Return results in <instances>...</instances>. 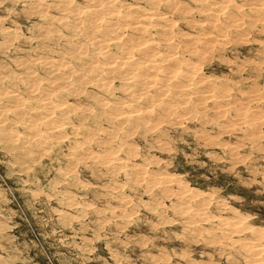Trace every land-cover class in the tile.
<instances>
[{
    "label": "rangeland",
    "instance_id": "rangeland-1",
    "mask_svg": "<svg viewBox=\"0 0 264 264\" xmlns=\"http://www.w3.org/2000/svg\"><path fill=\"white\" fill-rule=\"evenodd\" d=\"M263 40L264 0H0V264H264Z\"/></svg>",
    "mask_w": 264,
    "mask_h": 264
},
{
    "label": "bare ground",
    "instance_id": "bare-ground-1",
    "mask_svg": "<svg viewBox=\"0 0 264 264\" xmlns=\"http://www.w3.org/2000/svg\"><path fill=\"white\" fill-rule=\"evenodd\" d=\"M215 1V0H214ZM207 2V1H206ZM97 3V2H96ZM127 3V2H126ZM154 3V2H153ZM166 3V2H165ZM170 4V3H169ZM218 5H222L221 4V2L218 4V3H213L212 5H210L208 8H207V10H210V9H214V8H216ZM256 5V4H255ZM224 6V5H223ZM70 7H71V5H70ZM110 7V6H109ZM205 7V6H204ZM112 8V7H111ZM137 8H140V6L139 7H137ZM170 8V7H169ZM221 8V7H220ZM225 8V7H224ZM223 8V9H224ZM114 9V8H113ZM227 9V8H226ZM251 9V8H250ZM259 9H260V7H259ZM78 10V9H77ZM220 10V9H219ZM122 11V10H121ZM153 11V10H152ZM200 11V10H199ZM213 11V10H212ZM249 11V10H248ZM118 12V11H117ZM150 12V11H149ZM154 12V11H153ZM145 13V12H144ZM147 13V12H146ZM156 14H158L157 12H155ZM160 13V12H159ZM163 13V12H162ZM161 13V14H162ZM212 13V12H211ZM251 14V13H250ZM151 15H152V13H151ZM154 15V14H153ZM216 15V14H215ZM135 16V15H134ZM162 16V15H161ZM160 16V17H161ZM213 16V15H212ZM145 17V16H144ZM148 17H149V15H148ZM155 17V16H154ZM211 17V16H210ZM208 18V17H207ZM206 18V19H207ZM212 18V17H211ZM245 18V17H244ZM250 18V17H249ZM154 19H156V18H154ZM163 19H165V18H163ZM167 19V18H166ZM208 21H209V19H207ZM206 20V21H207ZM131 21H133V20H131ZM137 21V20H136ZM196 21V20H195ZM198 21V20H197ZM109 22H111L110 20H109ZM135 22V21H134ZM165 22V21H164ZM167 22V21H166ZM237 22V21H236ZM136 23V22H135ZM140 23V22H139ZM139 23H137V24H139ZM205 23V22H204ZM210 23V22H209ZM131 24V23H130ZM141 25V24H140ZM198 26V25H197ZM203 26H205V24L203 25ZM209 26V25H208ZM207 27V26H206ZM210 27V26H209ZM250 28V27H249ZM208 29V28H207ZM205 30V29H204ZM217 30V29H216ZM213 30H211L210 32H204V33H208V36H207V38L208 39H210V38H212V35L214 36H216V39L218 40V41H222V40H224L223 39V37L225 36L224 34H223V31H222V29L220 30V29H218L217 31H215L216 33H213L212 32ZM236 33V32H235ZM116 35V34H115ZM106 36V35H105ZM227 36V35H226ZM104 37V36H103ZM205 39H206V37H204ZM100 39V38H99ZM208 39H207V41H208ZM264 41V40H263ZM262 43V42H261ZM95 44V43H94ZM203 44V43H202ZM115 45V44H114ZM206 45V44H205ZM93 46V45H92ZM123 46V45H122ZM129 46V45H128ZM217 46H218V43H217ZM254 47V46H253ZM166 48V47H165ZM197 48V47H196ZM183 50V49H182ZM185 50H187V49H185ZM71 51V50H70ZM141 51V50H140ZM154 51V50H153ZM200 51V50H199ZM159 52V51H158ZM157 52V53H158ZM224 52V51H223ZM156 53V52H155ZM175 54V53H174ZM153 55V54H152ZM172 55V54H171ZM118 56V55H117ZM175 56V55H174ZM206 56V55H205ZM107 57V56H106ZM109 57V56H108ZM171 58H173V57H171ZM177 58V57H176ZM145 59V58H144ZM109 60V59H108ZM111 60V59H110ZM147 60V59H146ZM142 61V63L144 62L143 60H141ZM159 61V60H158ZM175 61H176V59H175ZM109 62V61H108ZM115 62V61H114ZM158 63V62H157ZM185 63H187L186 61H185ZM188 65V64H187ZM200 65V64H199ZM165 66V65H164ZM169 66V65H168ZM83 67H85V66H83ZM96 67V66H95ZM160 67V66H159ZM186 67V66H185ZM187 68V67H186ZM143 69V68H142ZM177 69V68H176ZM194 69V68H193ZM196 69V68H195ZM110 70V69H109ZM130 70V69H129ZM153 70V69H152ZM211 71V70H210ZM96 72V71H95ZM184 72V71H183ZM186 72V71H185ZM201 72V71H200ZM106 73V72H105ZM165 73V72H164ZM78 74V73H77ZM80 74V73H79ZM98 74V73H97ZM167 74V73H166ZM183 75H185V74H183ZM75 76H77V75H75ZM186 76V75H185ZM189 77V76H188ZM209 80H214L213 78H209L208 76H206ZM99 78V77H98ZM124 79V78H123ZM156 80H158V79H156ZM160 80L161 79H159V82H160ZM185 80V79H184ZM224 81V80H223ZM183 82V81H182ZM55 83V82H54ZM186 83V82H185ZM188 84V83H187ZM178 86V85H177ZM179 86H182V87H185L186 86V84L184 85L183 83H180V85ZM167 88V87H166ZM51 89V88H50ZM185 89V88H184ZM186 90H188V88H186ZM216 90V89H215ZM180 91H182V90H180ZM194 91V90H193ZM207 92V91H206ZM172 94V93H171ZM185 94V93H184ZM207 94V93H206ZM205 95V94H204ZM246 95V94H245ZM8 96H10V95H8ZM208 96V95H207ZM186 97V96H185ZM197 97V96H196ZM154 99V98H153ZM199 99V98H198ZM125 103V102H124ZM14 104V103H13ZM156 104V103H155ZM161 104V103H160ZM195 108V107H194ZM152 110V109H151ZM16 111V110H15ZM18 111V110H17ZM249 111V110H248ZM46 112V111H45ZM164 112V111H163ZM165 113V112H164ZM167 114V113H166ZM188 117V116H187ZM203 117V116H202ZM181 119V118H180ZM206 119V118H205ZM204 120V119H203ZM226 120V119H225ZM150 121V120H149ZM116 122V121H115ZM155 122V121H154ZM234 122V121H233ZM66 123V122H65ZM118 123V122H117ZM166 123V122H165ZM121 125V124H120ZM251 126V125H250ZM222 127V126H221ZM256 128V127H255ZM218 129V128H217ZM224 129V128H223ZM254 129V128H253ZM65 130V129H64ZM160 130V129H159ZM162 131V130H161ZM213 131V130H212ZM220 131V130H219ZM255 131V130H254ZM243 132V131H242ZM246 132V131H245ZM82 134V133H81ZM199 134V133H198ZM105 135V134H104ZM64 136V135H63ZM197 136V135H196ZM58 137V136H57ZM122 138V137H121ZM99 139V138H98ZM39 140V139H38ZM166 140H167V138H166ZM88 141V140H87ZM99 141V140H98ZM222 142V141H221ZM209 143V142H208ZM220 144V143H219ZM210 145V144H209ZM259 147V146H258ZM162 149V148H161ZM83 151V150H82ZM226 151V150H225ZM87 152V151H86ZM134 153V152H133ZM78 154V153H77ZM80 158V157H79ZM105 160V159H104ZM129 160V159H128ZM130 162V161H129ZM147 164V163H146ZM122 165V164H121ZM147 166V165H146ZM116 167V166H115ZM136 171V170H135ZM149 174V173H148ZM111 175V174H110ZM164 175V174H163ZM125 176V175H124ZM167 177H168V175H166ZM130 177V176H129ZM172 178L174 177V176H171ZM164 179V178H163ZM166 179H168V178H165L164 180L165 181H167ZM178 179V178H177ZM130 180V179H129ZM170 181L172 180V179H169ZM173 180H175L174 178H173ZM157 181V180H156ZM175 181H177V180H175ZM174 181V182H175ZM188 182V181H187ZM122 186V185H121ZM135 187V186H134ZM157 188V187H156ZM183 192V191H182ZM119 193V192H118ZM154 193V192H153ZM170 193V192H169ZM121 194V193H120ZM193 194V193H192ZM191 194V195H192ZM124 196V195H123ZM179 197V196H178ZM177 198V197H176ZM117 199H118V197H117ZM155 199V198H154ZM203 201V200H202ZM206 203V202H205ZM175 204V203H174ZM84 205V204H83ZM173 205V204H172ZM183 206V205H182ZM175 207V206H174ZM161 208V207H160ZM194 208V207H193ZM172 210H174V209H172ZM120 212V211H119ZM210 213V212H209ZM114 215V214H113ZM61 216V215H60ZM204 216V215H203ZM250 217V216H249ZM220 218H222V217H220ZM201 219V218H200ZM190 221V220H189ZM219 221V220H218ZM196 222V221H195ZM222 222V221H221ZM241 222V221H240ZM240 222H239V224H240ZM225 223V222H224ZM237 223H238V220L237 219H234V217L233 218H231V220H229L228 219V222H227V224L228 225H232V226H234V225H237ZM254 224V223H253ZM242 227V226H241ZM243 228V227H242ZM248 228H249V231H251L252 233L253 232H256V233H261L262 234V236L264 235V227H261V226H248ZM248 231V232H249ZM212 234V233H211ZM203 237V236H202ZM205 239V238H204ZM208 239V238H207ZM264 239V238H263ZM206 241H208V240H206ZM248 243V242H247ZM253 246H255L254 247V249H256V250H258L259 251V254H260V252L261 253H264V245L263 244H258V245H256V244H253ZM251 252V251H250ZM256 253V252H255ZM254 253V254H255ZM258 256V255H257ZM262 256V255H261ZM264 257V256H263ZM249 259V258H248ZM262 259H264V258H262ZM252 264V263H251Z\"/></svg>",
    "mask_w": 264,
    "mask_h": 264
}]
</instances>
